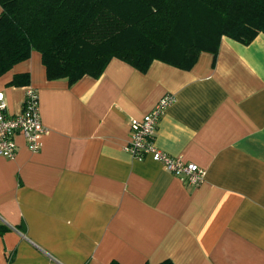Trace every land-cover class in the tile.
<instances>
[{"label": "crops", "instance_id": "crops-1", "mask_svg": "<svg viewBox=\"0 0 264 264\" xmlns=\"http://www.w3.org/2000/svg\"><path fill=\"white\" fill-rule=\"evenodd\" d=\"M27 86L49 130L0 155V264H264V33L222 36L188 70L114 57L73 82L48 79L34 50L0 75L8 113ZM165 94L155 143L202 168L198 185L125 150L130 120Z\"/></svg>", "mask_w": 264, "mask_h": 264}, {"label": "trees", "instance_id": "trees-1", "mask_svg": "<svg viewBox=\"0 0 264 264\" xmlns=\"http://www.w3.org/2000/svg\"><path fill=\"white\" fill-rule=\"evenodd\" d=\"M0 8V75L35 50L48 79L69 82L98 77L114 57L140 71L154 59L188 70L202 51L215 57L222 36L247 44L264 33V0H0ZM10 83L27 84L28 74Z\"/></svg>", "mask_w": 264, "mask_h": 264}, {"label": "built area", "instance_id": "built-area-1", "mask_svg": "<svg viewBox=\"0 0 264 264\" xmlns=\"http://www.w3.org/2000/svg\"><path fill=\"white\" fill-rule=\"evenodd\" d=\"M174 101L172 94L163 95L154 107L139 118H132L129 123V136L125 150L133 157L143 159L149 157L160 162L170 173L180 176L191 185H198L204 178L205 171L196 163L184 161L180 156H173L159 149L155 143L156 133L161 116ZM40 118L37 90L27 86L21 110L12 114L5 110V101L0 93V155L12 157L17 145L16 134L24 137L26 146L37 151L40 138L48 132Z\"/></svg>", "mask_w": 264, "mask_h": 264}]
</instances>
